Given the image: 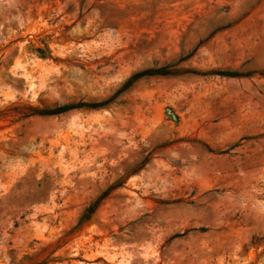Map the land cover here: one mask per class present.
<instances>
[{
	"label": "rangeland",
	"instance_id": "obj_1",
	"mask_svg": "<svg viewBox=\"0 0 264 264\" xmlns=\"http://www.w3.org/2000/svg\"><path fill=\"white\" fill-rule=\"evenodd\" d=\"M0 264H264V0H0Z\"/></svg>",
	"mask_w": 264,
	"mask_h": 264
},
{
	"label": "trees",
	"instance_id": "obj_2",
	"mask_svg": "<svg viewBox=\"0 0 264 264\" xmlns=\"http://www.w3.org/2000/svg\"><path fill=\"white\" fill-rule=\"evenodd\" d=\"M154 74H160V75H165V74H169L168 72H163L162 70H156L155 72H153ZM148 74L147 72H142V73H139V74H136L133 79L129 80L124 86L123 88L121 89V91L125 90L127 87L130 86L131 82L138 78V77H141L142 75H146ZM171 74V73H170ZM77 107H80V106H75V105H65V106H62L56 110H52L50 112H43L42 114L44 115H52V114H60V113H63V112H66L68 110H71V109H74V108H77ZM101 200V197L97 198L93 203H91L88 208L85 209L82 217H81V221H84V220H87L93 213L94 211L96 210V208L98 207L99 205V202Z\"/></svg>",
	"mask_w": 264,
	"mask_h": 264
}]
</instances>
